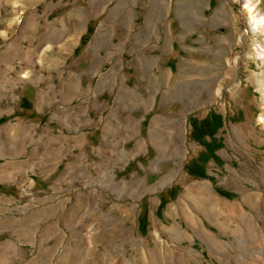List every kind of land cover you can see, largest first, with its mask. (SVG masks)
<instances>
[{
  "label": "rangeland",
  "instance_id": "1",
  "mask_svg": "<svg viewBox=\"0 0 264 264\" xmlns=\"http://www.w3.org/2000/svg\"><path fill=\"white\" fill-rule=\"evenodd\" d=\"M12 1L0 0V32L7 31L6 37L0 34V54L19 35L24 38L19 54L0 60V91L11 95L0 101V149L6 148L0 157V264H164L158 258L138 259L127 233L133 230L136 240L155 247L156 226L187 228L184 211L191 197L207 191L222 201L211 206L221 222L238 226L240 217L232 204L243 203L249 195L254 198L244 203L247 214L264 215V32L252 31L243 0H30L21 13ZM254 1L264 17V0ZM152 13H160L161 21L156 36L148 37L145 24ZM17 16L19 25L9 26ZM147 37L161 47L147 51L146 59L167 61L157 67L160 83L166 82L168 71L177 91L190 86L200 106L193 121L200 126L207 121L204 131L214 127L215 135L203 137L206 147L189 140L179 179L153 194L146 192L174 165L160 164V171L152 174L149 157L124 171L114 172L124 165H97L94 189L82 171L64 185L71 173L64 169L62 142L50 124L52 114L65 106L62 81L76 86L82 80L85 89L78 100L85 99L87 46H102L104 52L110 44L122 45L130 65L136 61V46ZM126 71L135 76L133 69ZM23 72H31L32 79L17 88L1 84L5 76L17 79ZM203 75L208 89L201 93ZM176 106L181 108L179 102ZM212 115L222 125L215 127ZM214 149L219 158L203 162L201 157L208 158ZM9 162L15 166L2 172ZM138 166L143 172H137ZM202 168L204 177L193 173ZM198 213L208 229L223 237L219 227ZM162 239L175 250L197 249L202 264H222L200 238L180 243L165 233ZM88 247L97 250L94 256L84 254ZM167 256V264H177V258Z\"/></svg>",
  "mask_w": 264,
  "mask_h": 264
},
{
  "label": "crops",
  "instance_id": "2",
  "mask_svg": "<svg viewBox=\"0 0 264 264\" xmlns=\"http://www.w3.org/2000/svg\"><path fill=\"white\" fill-rule=\"evenodd\" d=\"M160 17V13H152L147 20L148 37L155 35ZM148 37L136 46L133 51L136 61L132 60L130 65V60L125 59L127 50L122 45L110 44L104 52L102 46H96V49H92V45L87 46L85 51L91 57L88 60L85 99L78 100V95H83L85 89L82 80L76 86L68 79L62 81L61 100L65 106L52 114L50 124H55L62 142L61 162L65 164L64 169L71 173V179H65L64 185L69 180L70 183L77 180L74 173L82 171L87 174L89 182L93 181L88 186L94 189L97 165L100 169L104 163L124 165L115 168L114 172L124 171L134 163L142 164L141 158L149 157L151 166L148 168H151L152 174L160 171V164L174 165L146 192L153 194L179 179L191 149V145L187 146L189 140L206 147L197 139L200 125L193 121L195 111L200 107L198 99L192 97L188 85L180 86L177 91L169 82L172 74L168 71L164 76L166 82L163 85L160 83L157 67H163L167 61L146 59L147 51L161 47L160 43ZM126 67L134 70V77L128 75ZM199 78L201 86L198 90L202 93L208 89V77L203 75ZM75 91H78L77 96ZM75 97L77 103H74ZM176 102L180 103L179 110H176ZM206 137L213 138L210 135ZM217 151L216 159L219 158ZM107 156L111 159L104 158ZM137 169V172H143L142 167ZM165 177L170 178L169 181L160 186Z\"/></svg>",
  "mask_w": 264,
  "mask_h": 264
},
{
  "label": "bare ground",
  "instance_id": "3",
  "mask_svg": "<svg viewBox=\"0 0 264 264\" xmlns=\"http://www.w3.org/2000/svg\"><path fill=\"white\" fill-rule=\"evenodd\" d=\"M3 1V0H2ZM12 1V0H9ZM30 0H13L12 5L16 9L18 13H21V10L25 8V4ZM36 1V0H31ZM245 4V10L248 15V20L252 27V31L254 33L264 32V17L258 14V4L254 0H243ZM13 8V9H14ZM23 12V11H22ZM21 18L17 16L10 23L9 26L19 25ZM22 26V25H20ZM28 26V25H27ZM26 29V28H25ZM26 32V30H25ZM1 36H7V31L0 32ZM23 36L19 35L17 39H15L11 44L9 43L7 47V52L0 54V60L9 59L11 56L15 54H19L23 49L21 43L23 41ZM262 52L260 55H264V48L262 47ZM31 58V57H30ZM41 59V58H40ZM44 60V59H43ZM42 60V61H43ZM26 61H33L32 59H27ZM264 62V57H263ZM39 63V62H38ZM16 67H13L12 72L16 71ZM1 81V84H5L7 82L8 85H13L14 88H17L19 84L26 82L27 80L32 79L31 72H23L17 79H13L12 77L5 76ZM262 80L264 81V73H262ZM5 88L8 90V88ZM11 92V89H9ZM5 93L4 89L0 91V101L5 98H9ZM11 98V97H10ZM15 98V95L12 96ZM264 109V108H263ZM1 112V106H0ZM260 122L264 123V117L260 118ZM23 147V146H22ZM20 147V148H22ZM20 148H18L20 150ZM6 148L0 149V157L5 155ZM17 149V150H18ZM17 150H11L14 152ZM10 151V152H11ZM25 150L22 148L23 153ZM161 151V150H160ZM18 152V151H17ZM10 166H15L12 162L7 163L3 168L2 172H5L6 169H9ZM39 167L42 168L43 164L39 163ZM170 178L167 179L165 177L160 186L166 184ZM207 185V183H205ZM208 186V185H207ZM246 189L244 190V193ZM202 193V192H201ZM250 198H254L253 195H249L247 197L242 198L243 203L232 204L235 210L238 211V217H240L238 226L233 227L230 222L225 219V222H221L218 216V213L215 212L213 207V203L222 202L215 195L210 192H206L204 194L193 195L189 202V207L184 211V218L186 221L187 228H184L178 224L172 225L170 227L157 225L156 229L153 233V239L155 247H148L147 243L143 240H136V236L134 235L133 230L127 233L128 241L131 242L133 246V250L137 251L139 254L138 259L146 260V262L151 260L153 262V258L158 262L163 261L164 264L168 262V256L172 255L177 258V264H202L203 263V255L200 251L195 248H180V250H175L168 243H166L162 236L167 233L171 238H175L179 240L180 243L183 241H190L194 243L196 238H200L205 246L207 247L209 253L217 257L222 264H264V215L261 216L256 214V218L249 216L245 211L244 203H246ZM199 205V206H198ZM201 205V207H200ZM198 212H202L204 218L210 222L212 225L219 227V231H221L222 236H219L215 232H212L210 229L206 227V223L204 219H201ZM237 219V218H236ZM246 220V221H245ZM246 222V223H245ZM126 232V231H125ZM224 236L229 237V240H226ZM119 237V236H118ZM252 239V240H247ZM91 241V238L89 239ZM89 248V249H88ZM83 250L86 256L95 255L96 249L93 247H88ZM88 252H87V251ZM179 254V256L177 255ZM93 255V256H94ZM177 255V256H176ZM173 259V258H172ZM155 263V262H154ZM130 264V263H129ZM156 264V263H155Z\"/></svg>",
  "mask_w": 264,
  "mask_h": 264
},
{
  "label": "trees",
  "instance_id": "4",
  "mask_svg": "<svg viewBox=\"0 0 264 264\" xmlns=\"http://www.w3.org/2000/svg\"><path fill=\"white\" fill-rule=\"evenodd\" d=\"M90 32V31H89ZM216 118V123H215V127L219 124V126L221 125V121H219V119L217 118V117H215ZM203 125H208V122L206 121ZM203 125H201L200 127H199V130H197V132L199 133V135H197L196 137H197V139L199 140V142H201L203 145H205V146H207L205 143H204V141H203V136L204 135H210V136H213L214 134H215V132H214V127H212L211 129V132H208V130H206V131H204V127H203ZM197 129H198V127H197ZM215 150H217V149H214L213 151H210L212 154H211V156H208V158H205L204 159V155L201 157V160L203 161V162H205V163H207L208 161H209V159H210V157H215ZM193 173H195L196 175H199V176H201V177H204L205 176V172H204V170H203V168L201 169V170H199V169H194L193 170ZM222 194H225V195H227L226 193H224V192H222ZM228 196V195H227ZM141 230H142V232H145V227L144 226H142L141 225Z\"/></svg>",
  "mask_w": 264,
  "mask_h": 264
}]
</instances>
